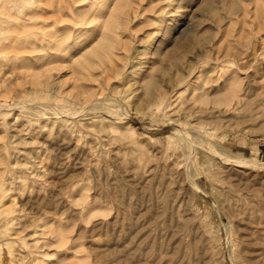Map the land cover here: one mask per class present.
Here are the masks:
<instances>
[{"label": "rangeland", "instance_id": "1", "mask_svg": "<svg viewBox=\"0 0 264 264\" xmlns=\"http://www.w3.org/2000/svg\"><path fill=\"white\" fill-rule=\"evenodd\" d=\"M0 264H264V0H0Z\"/></svg>", "mask_w": 264, "mask_h": 264}, {"label": "bare ground", "instance_id": "2", "mask_svg": "<svg viewBox=\"0 0 264 264\" xmlns=\"http://www.w3.org/2000/svg\"><path fill=\"white\" fill-rule=\"evenodd\" d=\"M173 34V33H172ZM166 37V36H165ZM168 40V39H167ZM178 41V40H177ZM183 74V73H182ZM185 77V76H184ZM186 78H187V76H186ZM153 83V82H152ZM158 85V84H157ZM142 87V86H141ZM143 88V87H142ZM151 90V89H150ZM143 92V91H142ZM152 94V93H151ZM152 95H154V94H152ZM150 96V95H149ZM157 96H159V95H157ZM151 97V96H150ZM163 97V96H162ZM162 97H160V98H162ZM153 99V98H152ZM154 99H156V98H154ZM217 99V98H216ZM232 100V99H231ZM216 101V100H215ZM229 102V98H223V99H219L216 103H218V104H227Z\"/></svg>", "mask_w": 264, "mask_h": 264}]
</instances>
